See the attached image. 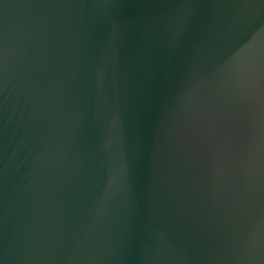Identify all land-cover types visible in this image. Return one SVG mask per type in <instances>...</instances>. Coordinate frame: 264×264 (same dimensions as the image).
I'll list each match as a JSON object with an SVG mask.
<instances>
[{"label":"water","instance_id":"water-1","mask_svg":"<svg viewBox=\"0 0 264 264\" xmlns=\"http://www.w3.org/2000/svg\"><path fill=\"white\" fill-rule=\"evenodd\" d=\"M0 264H264V0H0Z\"/></svg>","mask_w":264,"mask_h":264}]
</instances>
